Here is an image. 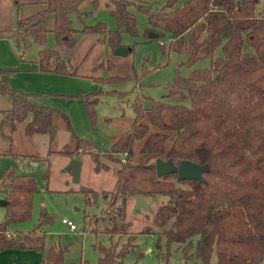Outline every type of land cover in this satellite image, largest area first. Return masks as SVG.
I'll return each instance as SVG.
<instances>
[{
	"label": "trees",
	"instance_id": "16d2710c",
	"mask_svg": "<svg viewBox=\"0 0 264 264\" xmlns=\"http://www.w3.org/2000/svg\"><path fill=\"white\" fill-rule=\"evenodd\" d=\"M84 1H89L93 8L101 4L107 7L115 28L108 29L104 21L84 24L82 29L72 27L71 11L77 15L90 14L79 9ZM43 2L45 5L36 12L18 16L14 27L0 29V38L14 40L21 49L31 43L43 45L47 33L53 34L58 47H42L37 51L35 62L40 71L81 74L77 72L78 64L86 55L74 63L59 50L77 44L76 31L102 34L96 39L105 42L110 50L123 46L122 31L131 36L139 32L132 7L146 14L145 32L153 31L155 35L150 38L158 43L162 41L159 43L162 52L169 55L186 51L187 58L182 63L188 66L209 57L210 66L193 68L186 76L175 67L172 81L164 85L167 96L174 102L151 98L150 106L144 108L140 97L135 98L130 129L125 137L113 140L110 151H101L78 136L63 111L36 104L30 99L35 95L9 87L1 74L11 70H0V92L11 102L3 111L0 128L8 125L13 130L18 123L25 122L26 135H50L53 119L59 116L70 132L73 148L66 144L58 152L70 157L74 153H88L95 171L109 169L105 159L127 166L136 140H142L139 152L144 158L160 157L175 164L181 159L208 164L209 170L202 173V181L183 180L187 187L156 191L135 187L124 176L123 168L117 169L113 189L102 191L103 196H108L106 205L99 216H89L88 222L92 224L99 218L103 232L126 234L127 198L163 193L167 199L156 208L153 223L164 234L166 244L184 243L185 253L192 245V238L197 236L194 252L190 254L197 259L193 264H259L264 255V0H164L156 11L140 0ZM124 46L129 51L133 48ZM87 49L89 52L90 47ZM103 65L100 62L91 69L96 72ZM89 76L97 82L104 79L100 75ZM123 79L114 75L106 77L109 82ZM81 97L91 120L98 92ZM136 165L154 168L152 163ZM43 176H48V170ZM79 190L90 203L95 190L90 187ZM36 191L32 175L18 174L11 167L3 170L0 193L6 199V214L0 223V250L35 249L42 252L38 264H63L68 246L51 245L45 249L41 226L28 231L8 229L11 223L30 218ZM132 238L133 235H128L118 250L112 245L98 244L101 255L97 264H116L129 250Z\"/></svg>",
	"mask_w": 264,
	"mask_h": 264
},
{
	"label": "rangeland",
	"instance_id": "374dc122",
	"mask_svg": "<svg viewBox=\"0 0 264 264\" xmlns=\"http://www.w3.org/2000/svg\"><path fill=\"white\" fill-rule=\"evenodd\" d=\"M43 1L17 0L18 16H26L36 12L45 5ZM140 1L145 3L151 11H156L164 2V0ZM2 3L4 7L16 10V6L14 5L15 7H13L12 0H2ZM79 9L82 12L90 11V14L81 13L77 15L75 11H71L69 18L74 28L82 29L84 24L91 25L97 21H104L108 29L115 28L116 26L108 8L102 4L97 8H93L89 1H84ZM131 10L136 15L139 32L137 36H131L125 31L121 32V42L124 45L133 47L126 54L115 55L109 46L97 41L96 38L102 34H86L80 31H76L74 34L78 41L71 48L72 51H70V53L75 52L72 54L73 61H79L83 55H86L85 60L78 64V73L103 75V78L109 75L124 77L122 81L118 82H109L106 81V78L101 81V88L96 91L98 92L99 99L94 105L93 118L90 120L87 114L89 125L87 128H84L81 122H76L75 117L74 122H72L71 117L64 112L69 117L74 131L78 130L81 133L88 134L97 141L109 139L108 136L114 134L113 138L124 136L129 131L130 123L135 116L132 102L138 97L136 84L140 79L149 77L150 82L155 83V85L147 86L148 89L145 94L149 92L157 93L165 87L164 85L167 83V80H172L175 67H182L181 73L186 72V68L183 67H188V65L182 63V51L169 55L167 52H162L158 41L148 36L150 30L145 32V27L147 26L146 14L133 7ZM12 46L14 47H12V53L20 64L27 63L31 58L33 59L37 51L42 47H58L51 32L47 33L46 41L43 45L31 43L25 49L18 48L16 44H12ZM88 46L90 47L89 52ZM59 48L61 53L63 50L68 49L66 47ZM20 50L23 53H19ZM203 59L198 60L199 65L200 61L203 63ZM100 62L104 63L103 67L96 72L93 71L91 67ZM18 70L17 68H12L11 72H4L1 76L7 75L12 77L19 73ZM37 72L43 71L37 70ZM11 83L18 87H24L25 85L32 87V85H37L39 82L35 79L22 78V75H16L11 79ZM55 84L57 87L65 88L63 90L79 91L80 89V85H72L66 81H56L54 82ZM7 85L12 87L9 83ZM18 87L13 88L19 90L20 88ZM75 91L41 92L35 98H60L66 105L72 106V108L79 111L75 103L68 104V100L70 99H82L84 101L83 97H81L82 94H72ZM7 101L8 96L0 92V107H4L3 104L5 103L8 105ZM24 123H18L16 128L11 131L8 125L0 128V138L4 137L3 133L10 134L11 141H7L11 142L8 150L12 155L0 157V159L7 162L5 164H9L7 166L13 168L15 172L32 175L37 186V191L32 197L30 218L20 221V223L15 222L13 225H21L26 230L41 226L45 234V249L51 245H67L68 250L64 255L63 264L70 262L83 264L85 261L90 264H97V259L101 255L97 244L112 245L118 250L127 241L128 235H133L129 250L121 258H118L116 264H162L163 261L166 264H193L197 260L194 256L190 255L194 252L197 236L192 238V245L185 253L184 243L171 242L166 244L164 234L154 225L153 214L158 205L167 199V196L163 193L154 192L151 196L131 195L127 198L124 220L128 223L126 234L102 232L104 225L101 224L99 218H97V222L92 224L88 222L89 216L91 217L94 214L99 216L98 214H101L102 209L106 205L108 196H103L102 191L113 189L117 178L115 172L117 169L123 168L124 176L129 178L135 187L144 190H168L177 186H188L187 182L178 180L176 176H157L154 168L137 166V163L154 164V160L157 158L152 157L147 159L140 154L139 147L142 144V140L134 142L133 153L127 166H123L117 161L105 159L112 169L107 172L100 169L96 172L92 168L93 161L88 153H74L70 157L58 152L66 144L69 149L73 148L70 132L65 128L64 120L61 117H54L47 141L37 134H33V136L26 135L23 130ZM52 128L54 129L53 131ZM89 141L93 143L92 140ZM2 145L3 142L0 140V147ZM48 149H50L49 152L46 151ZM72 158H78L81 161L79 179L76 182L72 180L71 172L68 169L69 161ZM36 161L38 163L34 165ZM45 170H48L47 177L43 176ZM80 187H90L95 190V194L90 198V203L85 201L84 194L79 190ZM139 197H143L146 200V206L136 208V201ZM63 218L71 220L76 225V229L69 230L68 225L62 222ZM10 228L12 229V225ZM212 259L214 260L215 257L212 256ZM260 264H264V255Z\"/></svg>",
	"mask_w": 264,
	"mask_h": 264
},
{
	"label": "crops",
	"instance_id": "0c3cea01",
	"mask_svg": "<svg viewBox=\"0 0 264 264\" xmlns=\"http://www.w3.org/2000/svg\"><path fill=\"white\" fill-rule=\"evenodd\" d=\"M12 3H13V7H15L17 0H12ZM17 17H18L17 6H16V10L14 8L9 9V7H4L2 0H0V29H7V28L14 27ZM10 18H11V20H10ZM100 42L103 44H106L103 41H100ZM11 43L15 44V41L12 39L0 38V69L11 70L12 68H17V69H19L18 70L19 73L15 74L14 76L22 75V78L35 79V80H38V82H39L37 85H32V87H27V85H25L24 87H18L17 85L11 83V79L14 76H12V77H9L7 75L1 76L2 79H4L6 82H8L10 84V86H12L11 88L18 87L21 89V90L19 89L20 91H23L25 93H29V94L35 95V96L38 95V93L47 92V91H53V92L54 91H69V92L75 91V90H72V91L63 90L65 88H62L60 86L57 87L56 84L54 85V82H56V81L57 82L66 81V82H70L72 85L73 84L80 85L79 91H75L72 94L77 93V95H78V94H85V93H89V92H96V91L100 90L102 82L94 81L89 76V74H80V75L74 76V75H69V74H60V73H53V72H47V71L37 72L38 63L35 62L36 55L33 59L31 58L30 60H28L27 63L20 64L17 61L16 57L12 53L13 52V49H12L13 46ZM106 46H108V45L106 44ZM70 51H72V50L71 49L63 50V52H62L63 57L69 58V60L71 62H74V63L79 62L81 59L79 61H76V60L73 61V55L72 54L75 52L70 53ZM21 52L23 53V51L20 50L19 53H21ZM172 53H176V52H172ZM181 53L183 54L182 61H185L187 58V53H186V51H182ZM85 58H86V56H85ZM85 58L83 59V61L85 60ZM202 62L203 63H201V61H200V65H199V61H198V62H195L191 66L183 67V68H186L185 69L186 72L184 71L181 73L182 67L178 68V70L182 76H186L187 73L189 72V70H191L193 68L209 67L210 63H211V59L209 57H206L205 59H203ZM18 67H20V68H18ZM173 73H174V71H173ZM102 77H103V75H102ZM106 77L107 76H104V78H106ZM141 82H142V84H141ZM168 82H170V81L167 80V83ZM148 85H155V83L150 82L149 77L140 79L136 84L137 93H138L137 96L140 97L141 104L144 108H148L150 106V100L149 99H151V98L156 99V100H162L165 102H174L170 97L167 96L168 89L166 87H163L161 89V91H159L157 93L149 92V93L145 94V92L148 89V87H147ZM56 88H61L62 90L56 89ZM35 96H30V99L34 103L39 104V105H43V106H49V107L58 109L60 111H63L65 113H67L68 116L71 117L70 119H72V122H74V117H75V121L81 122L83 124L84 128H87L89 126L88 121H87V114L88 113L86 110L85 102L82 101V99H79V100L70 99V100H68L69 105H71L72 103H75L77 105L78 110H79V111H77L75 108H72V106L66 105V103L60 98L43 97L44 99H37V98H35ZM7 102H8V105H7V103H5V104H3L4 107H0V120L3 116V111L8 109L11 105L9 97H8ZM5 105H7V106H5ZM129 129H130V126H129ZM9 130L11 131V129H9ZM75 132L78 136H80L82 138H85L87 140H92L93 144L96 145L101 151H110L112 149V143H113L114 139H118L120 137H125V135H124V136H118V137L116 136L113 138L112 136H114L115 135L114 134V135L108 136L109 139H103V140L97 141V140L93 139V137L88 135V134L81 133L78 130ZM127 133H126V135H127ZM9 135L10 134H8V133H3L4 137L0 138V140H2V142H3V145L0 147V148H2V149H0V157L12 156L8 150L10 147V144H11V142H10L11 137ZM37 135L42 136V138H44L45 141H47L48 136H50V135L44 134V133H37ZM7 140H10V141H7ZM6 142H7L8 147L6 145ZM49 150L50 149H48L46 151L48 152ZM5 163H7V162H4L2 159H0V173L7 165H9V164H5ZM37 163H38V161H36V163H34V165H36ZM110 169H112V167L110 168V165H109L108 170H103V169L102 170L107 172V171H110ZM97 171H99V170H97ZM18 174H25V173H18ZM0 198H4L2 196V193H0ZM5 214H6V209L4 207V204L0 205V223L4 220ZM16 223H20V222H16ZM13 224H15V222L11 223L8 226V229H9V227L12 225V229L11 228L9 229L10 232L28 231L25 228H23V226H21V225L16 226ZM41 257H42V252L37 251L35 249L6 248L3 250H0V264H38V261L41 259Z\"/></svg>",
	"mask_w": 264,
	"mask_h": 264
},
{
	"label": "water",
	"instance_id": "95a60500",
	"mask_svg": "<svg viewBox=\"0 0 264 264\" xmlns=\"http://www.w3.org/2000/svg\"><path fill=\"white\" fill-rule=\"evenodd\" d=\"M155 33L153 31L148 32L149 37H153ZM128 51V47L117 46L113 49L115 55H123ZM54 129L52 128V131ZM52 134V132H51ZM81 161L78 158H72L69 161L68 169L71 172L72 180L78 181L80 173ZM154 170L157 176H165L170 173H175L178 180H203L202 173L209 170V165L206 163L199 164L187 159H181L177 164L173 163L170 159H162L157 157L154 160ZM6 203V199L0 198V205ZM147 202L143 197H139L136 201V208L140 206H146Z\"/></svg>",
	"mask_w": 264,
	"mask_h": 264
},
{
	"label": "built area",
	"instance_id": "2783aa9c",
	"mask_svg": "<svg viewBox=\"0 0 264 264\" xmlns=\"http://www.w3.org/2000/svg\"><path fill=\"white\" fill-rule=\"evenodd\" d=\"M159 43H162V41L159 40ZM62 222L63 223H66L68 225V227H69L70 230H75L76 229V225L71 220H68V219L63 218L62 219Z\"/></svg>",
	"mask_w": 264,
	"mask_h": 264
}]
</instances>
